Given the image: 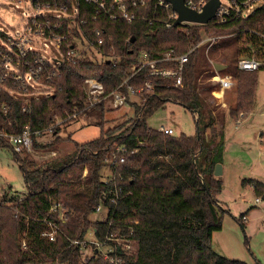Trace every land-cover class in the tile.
Returning a JSON list of instances; mask_svg holds the SVG:
<instances>
[{"label":"trees","instance_id":"16d2710c","mask_svg":"<svg viewBox=\"0 0 264 264\" xmlns=\"http://www.w3.org/2000/svg\"><path fill=\"white\" fill-rule=\"evenodd\" d=\"M80 6L87 26H94V7L82 0ZM144 11L146 20L130 24L101 17L97 25L104 31L106 42L100 50L96 48L99 52L86 49L74 64L64 60L59 77L51 83L55 88L52 95L24 102L0 92V133L7 135H19L28 125L31 132L43 137L56 118L83 110L87 104L85 79L100 80L104 96L120 88L134 113L132 118L104 129L105 113L113 108L107 107L108 98L103 100L83 118L87 125L100 129L99 136L74 144L69 154L56 155L43 163L24 149L14 152L7 139L0 137V147L12 152L26 188L22 201L8 192L0 200V264H110L96 253L86 261L82 250L69 246L70 240L80 241L91 233L102 242L107 230L120 236L132 231L133 245L131 251L122 253V264H246L212 250V236L221 230L224 212L217 200L222 184L215 178L214 169L223 161L227 118L236 119L239 112L249 113L254 108L257 73L264 70V3L224 25L210 22L170 29L160 22L164 19L162 13L155 17L152 0L146 9L138 10L139 15ZM203 32L219 37L213 47L220 50L218 56L201 45L188 56L180 87L153 77L148 79L154 85L152 91L129 95V87H144L146 71L130 77V68L142 52L149 59L168 50L179 56L196 46ZM88 35L93 38L91 33ZM67 47L65 42L64 53ZM111 53L117 61L115 66ZM252 55L262 66L255 72L232 68L235 106L226 114L213 102L212 92L217 88L209 82L214 75L213 63L228 66ZM168 101L192 113L195 135H167L149 127L150 118ZM65 129L52 127L53 141L33 144L32 149L57 154V147L71 140L72 133ZM115 146L134 153L119 168L112 169L121 178L106 183L109 169L103 161ZM249 184L254 195L264 200V185L256 181ZM114 185L122 188L117 205L102 197ZM51 202L66 210L64 222H59L58 212L49 214ZM99 205L102 210L97 213ZM43 220L57 224L55 241L41 236L47 230Z\"/></svg>","mask_w":264,"mask_h":264},{"label":"built area","instance_id":"2783aa9c","mask_svg":"<svg viewBox=\"0 0 264 264\" xmlns=\"http://www.w3.org/2000/svg\"><path fill=\"white\" fill-rule=\"evenodd\" d=\"M14 5L15 9H22L29 6L31 11L22 16H27L26 24L22 32L14 31L13 37L0 35V92H6L12 99L27 102L41 96L48 97L52 95L55 88L51 85L52 81L59 77V67L64 60L74 64L83 57L86 49H101L106 42L104 31L97 25L101 17L111 21L123 20L130 24L136 20H146L145 11L139 15V9H146L151 0H82L83 2L94 7L92 21L94 26L88 27L84 10L81 8V0H7ZM155 17L162 13L164 19L160 20L164 28L170 29L175 26L178 19L177 13L172 6L164 0H152ZM209 0H183V5L188 10L201 14ZM264 0H224L215 11V16L207 24L213 22L214 25H224L233 19H239L247 16L255 4H263ZM152 21H149L151 24ZM195 25L197 23L181 22L180 26ZM78 33V35L75 34ZM88 33L93 35L90 39ZM219 40V37H210L205 32L201 35L200 42L182 55H175L173 50L160 53L157 58L149 59L144 52L136 59L130 68L131 76L139 72L146 71L144 87L139 89L128 88L131 96L140 95L142 92H150L154 85L149 78H159L171 82L175 88L182 85L184 66L188 61V56L199 46L208 44L207 50ZM67 42L66 52H63V44ZM84 42V44L81 43ZM110 42V39H108ZM97 48V49H96ZM53 49L57 55H55ZM98 56H100L97 53ZM111 53L112 65L117 64L116 58ZM174 63L171 67L170 65ZM262 66V62L254 55L249 58H241L237 61L236 67L240 71L255 72ZM214 75L209 79L212 84H218V89L212 92L213 97L219 101L223 98V93L232 88L234 85L233 78L230 74L220 76L215 70ZM41 88L38 95L37 87ZM84 96L87 102L86 107L68 115L66 118H56L54 125L47 129L43 134L46 138L52 132V127L61 126L62 123L77 119L85 118L87 111L108 98V103L113 109L121 108L127 105L125 95L117 88L110 95H103V84L98 79H85L83 81ZM37 91V92H36ZM225 106L222 102L217 103ZM245 115L239 112L237 119L234 121L238 126L244 119ZM195 118L197 116L195 115ZM159 131L167 135H174L171 128L160 127ZM42 134V135H43ZM0 137L7 139L14 152L20 153L23 149L30 152L34 144L44 145L43 137L39 132H31L28 125L25 126L19 135H7L0 133ZM47 143L50 140L45 139ZM134 151H128L124 146H115L110 155L105 156L103 163L108 167L110 175L106 177V183H113L120 174L112 172L123 164ZM96 154V153H93ZM50 157H55V152L49 153ZM61 179H65L64 176ZM122 188L114 185L102 197L108 203L117 205L121 200L120 194ZM3 196L0 194V199ZM22 201V197L18 198ZM261 202L260 198L255 199V204ZM102 206H98L97 213L101 212ZM59 213V222H64L66 210L57 203L51 202L49 214ZM244 222L246 217H243ZM47 225V230L41 234L48 241L56 240L59 228L56 223L43 220ZM137 222H135L136 224ZM132 231L127 236H120L118 232L107 230L102 242L95 239L93 233L89 234L83 240H70L69 246H75L84 253V260L88 261L96 253L102 259L107 260L110 264H122V253L131 251L133 241L130 238ZM25 248V242H22Z\"/></svg>","mask_w":264,"mask_h":264},{"label":"rangeland","instance_id":"374dc122","mask_svg":"<svg viewBox=\"0 0 264 264\" xmlns=\"http://www.w3.org/2000/svg\"><path fill=\"white\" fill-rule=\"evenodd\" d=\"M220 1L224 3V0ZM259 6L260 4H255L251 11ZM28 11L31 9L27 5L25 8L15 9L14 5L7 0H0V35L13 37L14 31L22 32L27 21V16L22 15L23 13L27 14ZM0 45H2L1 42ZM207 46L208 44H204V47L207 48ZM215 46L216 44L212 45L209 51L218 56L220 50L214 49ZM51 51L57 55L53 49ZM236 64L237 62L228 64L224 70L217 73L220 76L230 74ZM257 77L258 84L252 112L244 113L245 117L237 127L234 123L237 117L236 119L227 118L223 129L224 153L221 164L223 174L215 178L221 180L222 187L217 200L224 212L222 214V228L213 234L211 240L212 250L216 254L246 264L256 262L264 264V200L259 197L261 202L255 204L257 197L249 184L250 181H256L264 185V70L258 71ZM36 89L39 95L41 93L40 86ZM232 91L233 89L228 93ZM225 99L224 97V102ZM213 102L217 104L215 99ZM232 104L235 106V102ZM230 106L228 105V108L220 107L227 114ZM107 107H110L109 103ZM133 114V108L128 104L107 111L104 116L106 120L104 129L112 128L124 120L132 118ZM148 125L153 129L171 128L175 136L179 134L193 136L196 133L192 113L172 101L166 102L150 118ZM216 126L218 127V125ZM61 127L67 128L65 131L72 134L69 142L62 143L57 147L56 155L58 157L72 152L74 144L86 143L97 138L100 132L98 127L87 125L82 118L66 121L61 124ZM49 133L48 138L43 136L42 142L44 144L47 143L45 139L51 142L55 137V134ZM29 154L35 161L41 163L53 158L49 156V153L36 149H32ZM107 174L110 175V172L107 171ZM5 192H8L9 196L20 198L26 194V188L12 152L6 147H0L1 196L5 195ZM243 217H246L245 222Z\"/></svg>","mask_w":264,"mask_h":264},{"label":"water","instance_id":"95a60500","mask_svg":"<svg viewBox=\"0 0 264 264\" xmlns=\"http://www.w3.org/2000/svg\"><path fill=\"white\" fill-rule=\"evenodd\" d=\"M168 2L172 9L177 13L178 19L175 22V26L181 22L207 24L215 16V11L219 6V0H209L206 4L203 13L196 14L183 5V0H164ZM213 68L216 72H220L226 68L225 65L219 63H213ZM221 175V164H217L214 169V176L219 177Z\"/></svg>","mask_w":264,"mask_h":264},{"label":"crops","instance_id":"0c3cea01","mask_svg":"<svg viewBox=\"0 0 264 264\" xmlns=\"http://www.w3.org/2000/svg\"><path fill=\"white\" fill-rule=\"evenodd\" d=\"M216 86H217V88H215L214 90L216 91L217 89H218V84H215ZM234 86V85H233ZM232 86V88L231 89H229V90H227V91H225L224 93H223V98L221 99V100H219L220 102H222L225 106H222V107H225V108H228V105L230 106V107H234V105L232 104L233 102H235V92H234V87ZM233 89V91L232 92H230V93H228L229 91H231ZM228 93V94H227ZM213 96V95H212ZM224 97L226 98L225 99V102H224ZM215 99V98H214ZM217 100L215 99V102H216ZM219 101H217V103H219ZM243 113V112H242ZM237 127V126H236ZM261 134V133H260ZM260 136V135H259ZM221 175L220 176H222V174H223V169L221 168ZM219 176V177H220Z\"/></svg>","mask_w":264,"mask_h":264}]
</instances>
